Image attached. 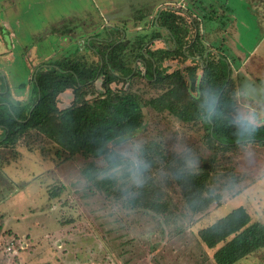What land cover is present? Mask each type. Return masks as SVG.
I'll use <instances>...</instances> for the list:
<instances>
[{"label":"rangeland","instance_id":"rangeland-1","mask_svg":"<svg viewBox=\"0 0 264 264\" xmlns=\"http://www.w3.org/2000/svg\"><path fill=\"white\" fill-rule=\"evenodd\" d=\"M262 2L0 0V81L7 86L5 90L9 88L12 101L28 102L32 80L40 69L65 59L97 65L101 57L88 42L103 46L96 39H107L109 31L117 35L116 40L123 34L134 41L151 31L150 18L157 11L171 6L181 12L178 3L186 8L197 5V15L205 19L201 34L207 38L206 47L221 46L231 65L240 115L264 124ZM217 27L221 29L216 31ZM162 35L167 38L166 32ZM165 46L155 41L151 48ZM192 65L191 60L178 58L163 68L174 73ZM132 66L145 71L143 64ZM184 78L188 88L175 81L150 84L141 77L130 85H113L115 90L139 96L144 126L122 145L113 146L123 164L111 170L112 183H93L85 172L91 165L105 168L106 162L82 155L69 158L58 144L36 131L14 147L0 148V264H215L217 248L210 249L201 241L202 229L238 207L264 224V146L241 145L220 154L215 167H210V190L222 196L221 202L200 214L186 206L173 168L184 167L185 160V165L196 169L213 156L203 122L185 123L168 110L148 105L164 93L173 102L191 100L196 93L190 90L186 73ZM95 86L102 92L101 81ZM73 100L74 93L68 90L59 96L58 106L66 109ZM134 160L147 165L140 182L132 176ZM157 195L165 204L160 211L142 203ZM18 236L32 244L21 258L5 251L9 240ZM236 264H264V248Z\"/></svg>","mask_w":264,"mask_h":264},{"label":"trees","instance_id":"trees-1","mask_svg":"<svg viewBox=\"0 0 264 264\" xmlns=\"http://www.w3.org/2000/svg\"><path fill=\"white\" fill-rule=\"evenodd\" d=\"M151 22L154 30L138 35L134 41L126 40L123 34L116 40L117 35L109 31L108 39L101 42L96 39L103 46L96 47L88 42V47L101 57L97 65L80 59H65L40 69L32 80L28 102L12 101L9 88L5 90L7 86L0 81V148L14 147L26 134L36 131L58 144L69 158L82 155L88 160L106 162L105 168L91 165L85 172L93 183H112L114 173L111 170L123 164L113 146L122 145L144 126V105L139 96L129 90H115L113 85H130L135 77H141L150 84L166 85L175 81L188 88L186 73L190 90L196 96L189 101L173 102L164 93L150 100L148 105L168 110L185 123L203 122L206 143L211 146L213 156L203 160L196 169L185 165V160L184 167L173 168V177L178 181L186 206L192 213L200 214L222 200L221 195L210 190L213 172L210 167H215L220 154H227L241 145L263 147L264 124L250 121L251 131L238 127L248 119L238 110L231 65L221 47L214 48L217 55L206 47L201 21L170 6L159 11ZM163 31L167 38L163 37ZM155 41H163L165 48L152 49ZM178 58L185 62L191 60L193 65L174 73L163 68L167 61ZM139 63L144 65L145 71L132 66ZM98 81H101L102 92L96 91ZM68 90L73 91L74 100L70 107L61 110L59 96ZM142 203L153 205L157 211L165 207L159 195ZM19 237L17 239H22ZM200 238L208 248H217L213 256L215 264H236L264 248V224L254 221L246 208H233L202 229ZM24 240L27 248L18 255L20 258L32 245L26 238Z\"/></svg>","mask_w":264,"mask_h":264},{"label":"clouds","instance_id":"clouds-1","mask_svg":"<svg viewBox=\"0 0 264 264\" xmlns=\"http://www.w3.org/2000/svg\"><path fill=\"white\" fill-rule=\"evenodd\" d=\"M242 131H251L253 127L252 123L249 120H243L238 126ZM147 165L141 160H134L131 162V171L133 179L137 182H140L142 179L143 170Z\"/></svg>","mask_w":264,"mask_h":264},{"label":"crops","instance_id":"crops-1","mask_svg":"<svg viewBox=\"0 0 264 264\" xmlns=\"http://www.w3.org/2000/svg\"><path fill=\"white\" fill-rule=\"evenodd\" d=\"M263 3V2H262ZM264 4V3H263ZM197 6V5H196ZM196 6H193L192 8H186V7H183V4H181L180 5V3H178V5H177V8H179V9H181V12H182V14H192V16L195 18V19H197L198 21H202V15L201 16H199L200 14L198 13V11H196ZM158 10V9H157ZM160 11V10H159ZM159 11H157L156 13H155V15H154V17L156 16V14L159 12ZM197 14H199V15H197ZM153 17V15L151 16V18H150V21H151V19L152 18H154ZM211 19H213V18H211ZM214 21L216 20V19H213ZM212 20V21H213ZM235 20V19H234ZM138 21V20H137ZM149 21V22H150ZM233 21V20H232ZM216 22V21H215ZM229 22V21H228ZM218 23V22H217ZM201 24H205V19H204V21H202L201 22ZM212 24H213V22H212ZM229 24H234V23H229ZM141 28V27H140ZM219 28L221 29V27H217L216 28V31H218L219 30ZM225 28V27H224ZM151 31H152V28H151ZM202 35V34H201ZM203 36V35H202ZM205 39V38H204ZM205 40H207V38L205 39ZM222 43L224 44V41H222ZM205 44H206V41H205ZM207 45H208V42H207ZM217 47H221V46H215V45H212V47L211 48H209V51H212L213 53H217V51L216 50H214V48H217ZM208 51V52H209ZM223 54H224V56L226 57V55H225V53H224V51H223ZM228 59V58H227ZM238 110H239V108H238ZM256 115V114H255ZM252 122V121H251ZM23 256H25V254H22L21 255V257H23ZM22 262H24V260L22 261L21 260V263Z\"/></svg>","mask_w":264,"mask_h":264},{"label":"built area","instance_id":"built-area-1","mask_svg":"<svg viewBox=\"0 0 264 264\" xmlns=\"http://www.w3.org/2000/svg\"><path fill=\"white\" fill-rule=\"evenodd\" d=\"M5 251L13 256H18L21 251L27 248V243L24 239L12 238L5 246Z\"/></svg>","mask_w":264,"mask_h":264},{"label":"flooded vegetation","instance_id":"flooded-vegetation-1","mask_svg":"<svg viewBox=\"0 0 264 264\" xmlns=\"http://www.w3.org/2000/svg\"><path fill=\"white\" fill-rule=\"evenodd\" d=\"M126 36H127V35H126ZM107 39H108V38H107ZM99 40H100V41H102V39H101V38H100ZM103 41H104V40H103Z\"/></svg>","mask_w":264,"mask_h":264}]
</instances>
